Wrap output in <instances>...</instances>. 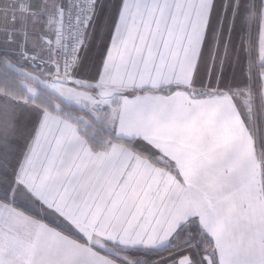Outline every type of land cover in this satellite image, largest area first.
Instances as JSON below:
<instances>
[{"label":"snow or ice","instance_id":"1","mask_svg":"<svg viewBox=\"0 0 264 264\" xmlns=\"http://www.w3.org/2000/svg\"><path fill=\"white\" fill-rule=\"evenodd\" d=\"M0 264H264V0H0Z\"/></svg>","mask_w":264,"mask_h":264}]
</instances>
